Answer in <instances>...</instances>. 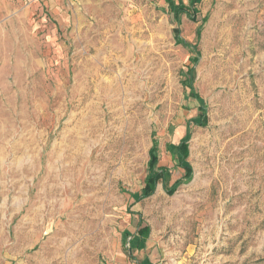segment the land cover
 I'll return each instance as SVG.
<instances>
[{
    "label": "rangeland",
    "instance_id": "1",
    "mask_svg": "<svg viewBox=\"0 0 264 264\" xmlns=\"http://www.w3.org/2000/svg\"><path fill=\"white\" fill-rule=\"evenodd\" d=\"M195 15L0 0V264H264V0ZM186 130L189 180L173 147ZM154 140L168 179L137 199Z\"/></svg>",
    "mask_w": 264,
    "mask_h": 264
},
{
    "label": "trees",
    "instance_id": "2",
    "mask_svg": "<svg viewBox=\"0 0 264 264\" xmlns=\"http://www.w3.org/2000/svg\"><path fill=\"white\" fill-rule=\"evenodd\" d=\"M170 12L172 13L173 17L175 18L176 22H179V19L181 17V15L183 14H187L188 17L193 20L196 21V5L199 2V0H190L189 2V6H186L183 2L179 1V2H175L174 0H165ZM173 32L175 34V36L177 37V41H179L180 43L189 46L192 49H195V45H190L187 44L185 41L179 39V33H180V29L179 27H175L173 29ZM198 59V55L197 57H194L192 59V63L195 64L196 61ZM188 76L191 78L193 77V68H189L188 69ZM189 80V82L186 83V86H188L190 88V94L192 97L198 99V95L195 93L194 88L192 86L191 81ZM199 114L198 117L194 120L195 123L199 126H204L206 125L207 122V117L205 115V106L204 105H200L199 106ZM190 134L189 132L186 130V133L184 134V136L179 140V142L173 146L177 153H178V162L179 165L185 170V175H184V180H189L191 178V173H192V169L191 167L186 163V158L188 155V149H187V141L189 140ZM155 151H156V141H153V146L150 148V159H149V163H148V167H149V172L145 178V182H144V187L142 189V193L139 194L137 196V199L139 198H144L147 197L149 195H151L154 191L155 185L159 180L162 181H167L168 179V171L166 169H157L156 165H157V157L155 155ZM180 181H176L175 184L179 183ZM170 193H173V190L170 189L169 190ZM139 229L137 230V240L135 242V248L139 249L142 248L143 243L145 242L148 234H149V226L145 225L143 227H141L140 225ZM132 246H130L131 248ZM131 251L129 252V257L131 258L132 261L137 262L138 264H152L149 260H143V261H137L135 258L131 257Z\"/></svg>",
    "mask_w": 264,
    "mask_h": 264
},
{
    "label": "bare ground",
    "instance_id": "3",
    "mask_svg": "<svg viewBox=\"0 0 264 264\" xmlns=\"http://www.w3.org/2000/svg\"><path fill=\"white\" fill-rule=\"evenodd\" d=\"M87 33V32H86ZM105 87V86H104ZM137 89V88H136ZM76 152L74 153V159H75V163L71 164L70 168L73 169L72 171V174L75 176H78V178H80L82 176V171H78L76 169V166L80 165L81 161H82V155H81V152L79 149H76L75 150ZM65 170L63 171H60V173H56V175H61L62 172H64ZM53 178L55 177V174H52ZM53 189V188H52ZM68 188H64L63 191L64 192H68L67 190ZM48 215H50L49 213H47ZM47 219V216H44V219H43V223L44 221ZM42 223V224H43ZM47 227V226H46ZM43 263V262H42ZM40 264V263H39Z\"/></svg>",
    "mask_w": 264,
    "mask_h": 264
}]
</instances>
